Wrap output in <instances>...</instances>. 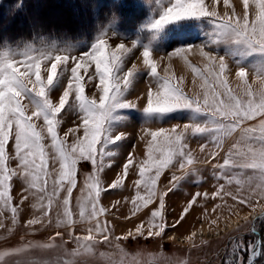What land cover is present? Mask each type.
Listing matches in <instances>:
<instances>
[{
    "label": "snow or ice",
    "instance_id": "6c2138e0",
    "mask_svg": "<svg viewBox=\"0 0 264 264\" xmlns=\"http://www.w3.org/2000/svg\"><path fill=\"white\" fill-rule=\"evenodd\" d=\"M251 2L255 6L252 19L249 18L250 0H243L242 17L236 14L234 8L231 15L225 12L221 16L216 10H209L205 0H167V6L161 8L159 17L148 27L159 31L174 22L193 17H210L217 27L213 43L242 45L249 51L264 54V0H251ZM224 3L226 7L230 6L228 0H224ZM106 35L107 33L98 36L91 49L80 55H72L73 51L69 47L58 48L55 44H44L39 48L28 47L16 54L0 53V207L10 209L12 222L15 224L18 206H13L11 192L14 190V182H19L22 190L21 203L27 200L24 193L29 190L42 194L39 198L44 209L43 218L29 219L26 221V226L31 227L36 224L44 226L45 219L51 222L49 212L53 208L54 200H57L63 191L66 195L56 205L57 215H62L63 222L67 225H73L75 221L72 219V196L77 187L79 167L80 174L86 173L84 188L88 190L86 197L77 200L79 217L81 221L95 220V227L87 229L88 235L72 237L69 233L76 244V247L70 251L65 245L54 243L15 246L0 254V259L4 256L11 258L6 264H15L16 260H19V264H98L95 252L98 243L112 245L113 256L116 258H110L107 264H139L135 259V253L130 254L119 243L121 239L127 240L129 237L135 239L133 233L129 231L125 237H115L116 243L113 245L110 226L98 219L107 211L98 206L102 193L117 189L123 184V179L117 175L106 188L102 187L100 174L104 171L105 157L115 155L113 151L108 150V146L126 138L123 132L112 134V125L122 120L119 116L120 110L136 107V104L127 99V95L133 88L138 73L135 63L125 68L130 53H133L136 47L135 43H132L131 48L119 42L111 47L105 39ZM193 47L198 48L201 56L208 61L205 67L211 76L209 79L200 72V76L205 81L202 98L199 95L195 98L190 97L183 91L179 86L183 78L177 83H172L170 78L159 76L152 52L147 48L142 52L147 73L157 85L156 91L149 88L147 92V104L142 110L146 116L161 117L175 110L189 109L208 117L207 123L203 126L199 123L185 124L180 132H177L179 125L174 126L170 132L175 135L166 134L168 130L164 128L150 132L152 139L147 149L148 159L139 168L138 175L141 180L134 182L137 186V195L132 200L135 211L147 208L153 201L158 202V206L150 212L149 221L151 228L157 230L155 232L149 230L147 238H163L167 228H175L183 221L195 202L196 197H193L176 223L167 225L163 222L165 198L174 190L182 177L173 175L169 181L173 187L167 191L158 192L156 186L163 171L170 166L178 163L179 168L183 170L187 165L194 163L191 153L185 151L187 148L185 133L189 128L193 136L211 133L215 137L217 147L222 146L223 137L233 134L238 136L237 142L229 149L223 164L219 167L249 171L240 178L230 175L224 177L227 183L231 184L235 181L239 186L236 195L232 193L226 195L232 196L239 205L251 207L253 211L256 207H260V216H264V68L254 69L261 85L260 90L255 92L247 79L248 68L237 66L235 76L242 84V96H238L233 93L226 79L229 66L224 56L218 57V71H214L212 69L216 66L217 57L211 52L204 51L205 46L179 47L168 55L180 56L190 52ZM17 56L23 59L17 60ZM42 63L46 79L42 76ZM18 64L23 65L22 71L17 67ZM92 65L94 69L89 71ZM191 67L193 73H197V68ZM62 73L67 74L66 86L64 80H61ZM88 85H91L93 93L99 89L98 100L86 94ZM54 88L57 91L62 89L57 102H53L50 98ZM25 100L28 104L24 103ZM29 105L33 109L30 115L27 112ZM70 105L78 113L80 124L69 127L61 137L58 131L63 123L61 114ZM34 118L37 121L42 119L50 145H45V137L41 134L42 130H37ZM245 122L250 123L242 126ZM81 127L83 136L77 135ZM70 134L75 137L71 145L67 140ZM158 137H163L162 142H158ZM47 147L54 150L55 154L51 157L53 164L59 162V170L52 179L51 190H49V178L52 173L49 172L50 157L46 151ZM203 147H201L202 151ZM212 155L214 158L215 154ZM13 161L17 162L15 168L10 166ZM85 164L88 165L86 169L83 167ZM132 165L133 156L130 152L123 164L125 179ZM108 167L111 168L112 165L109 164ZM146 172L153 173L149 175L148 180L143 179ZM142 182L147 186V196L139 193ZM223 190L224 185L221 184L217 192L213 193V197ZM199 195L198 193L197 196ZM45 198L46 205L43 204ZM212 223L214 224L215 221ZM60 224L58 220L57 226ZM142 226L143 222L136 229L138 236L144 235ZM55 236H61V233L57 232ZM96 236L102 239L97 241ZM188 239L191 240L192 237L189 236ZM162 247L158 245V248L162 249ZM260 254L259 249L251 250L250 258L254 260ZM129 255H132L131 260L127 258ZM65 256L73 259L65 260L63 259ZM157 264H176V261L163 258L158 260Z\"/></svg>",
    "mask_w": 264,
    "mask_h": 264
},
{
    "label": "rangeland",
    "instance_id": "374dc122",
    "mask_svg": "<svg viewBox=\"0 0 264 264\" xmlns=\"http://www.w3.org/2000/svg\"><path fill=\"white\" fill-rule=\"evenodd\" d=\"M81 1L88 10L91 7H96L93 11L94 15L91 16L84 9L82 17L85 23L90 20L94 21L95 31L91 39L67 40L53 36L50 31L42 29L43 27L54 28L64 25L63 23L68 19L69 7L68 3L60 5L53 0H35L36 3L31 7L29 19L16 24L25 29V34L17 39L0 41V53L12 52L16 54L28 47L39 48L44 44H55L58 48L69 47L73 51L72 55H80L87 53L97 37L104 33H107L105 39L108 40L111 47L119 42L131 48L132 43H135L136 47L133 49V53H130L125 68L131 67L132 63L137 65L138 73L135 77L134 86L127 95V99L136 104V107L120 110L119 116L122 117V120L116 121L112 125V134L123 132L126 138L108 146V150L113 151L115 155L105 157L104 171L100 174L101 186L105 188L117 175L123 179L121 187L102 193L98 204L99 207L107 210L98 219L110 226L112 244L116 243L115 237H125L131 231L133 237L136 238L121 239L119 243L130 254L135 253V259L139 261V264H157V261L163 258L172 259L176 261V264H189V261L191 264H264V216H260L261 208L256 207L253 211L251 207L239 205L232 199V196L226 195V193L236 195L239 186L235 181L231 184L227 183L224 177L230 175L234 178H240L249 170L221 169L219 167L223 164L229 149L237 142L238 136L236 134L223 137L222 146L217 147L215 137L211 133L193 136L191 128L185 133V143L187 144L185 151L191 153L194 163L187 165L183 170L176 163L161 174L156 186L158 192L167 191L173 187L169 183L173 175L182 177L174 190L169 192L165 198L166 209L163 222L167 225L176 223L184 209L188 208L193 197L196 199L183 221L177 224L175 228L168 227L163 238H147L149 230L153 232L157 230L151 228L149 221L150 212L158 206V202L153 201L147 208H141L139 211H135L132 204V200L137 195V186L134 182L141 180L138 175L139 168L148 159L147 149L152 139L150 132L164 128L168 130L166 134L175 135L170 130L176 125H179L177 132H180L184 129L185 124L199 123L203 126L208 120L207 116L194 113L189 109L175 110L161 117H149L142 112L147 104L149 88H152L153 91L157 90L156 83L148 75V70L143 64V50L147 48L152 52V58L157 64L159 76L170 78L172 83H177L180 78H183L179 86L188 96L193 98L197 95L202 98L205 91V81L200 76V72L211 79L205 67L208 65V61L201 56L196 47L180 56L170 57L168 54L174 49L190 45L205 46L204 51L211 52L213 56L217 57L216 66L212 69L214 71H218V57L224 56L229 66L226 79L233 93L238 96H242V84L235 76L237 66L248 68V82L252 84L253 91L258 92L261 85L254 69L264 68V54L249 51L242 45H230L225 42L213 43L217 27L210 17H193L166 25L159 31L151 30L148 25L159 17L161 8L167 6V0H162V2L161 0H130L141 5L142 11L146 15L143 22L136 27L122 25L119 16L101 17L100 13L102 12H98L101 4L94 5L96 0ZM205 3L209 10L214 9L221 16L225 12L231 15L233 8L238 16H243V0H228L230 5L228 7L225 6L224 0H205ZM249 13V18L252 19L255 6L251 0ZM2 26L11 28V31L15 30V24L12 25L10 22L0 24V28ZM33 28H36V34H27ZM16 59L22 60L23 58L17 56ZM190 65L197 68V73H193ZM17 67L21 71L23 70L22 64H18ZM93 69L94 65L89 68V71ZM41 71L42 76L46 79L43 63ZM66 75V73L61 74L64 86L67 85ZM87 87L88 92L86 94L90 98L94 97L98 100L99 89L93 93L91 85ZM61 91L54 88L50 93L53 102L58 101ZM24 103L28 104V101L25 100ZM32 110V106L29 105L27 109L29 115ZM61 115L63 116V123L58 131L63 137L69 127L80 124V121L77 118L78 113L71 105ZM34 123L37 125V130H42L41 134L45 137V145H50L51 142L47 137L46 128L43 127L42 119L37 121L34 118ZM248 123L250 122H245V125L242 126H246ZM209 126L211 127V125ZM77 135L83 136L82 127ZM74 139L75 137L70 134L67 137L68 144L71 145ZM162 140L163 137H158V142H162ZM202 146H204L203 151L201 150ZM46 151L50 157L49 172L52 173V176L49 178V190H51V182L59 170V162L53 164L51 157L55 153L51 147H47ZM130 152L133 156V165L125 179L123 164ZM212 154H215L214 158ZM16 163L13 161L10 166L15 168ZM109 164L112 165L111 168L108 167ZM144 166L147 167V165ZM83 167L86 169L88 165L85 164ZM77 171V187L72 196V219L75 223L70 226L63 222L64 217L62 215H57L56 205L66 195L63 191L59 198L53 202V208L49 212L50 223L45 219L44 226L40 224L31 227L26 226V221L29 219L43 218L44 209L39 198L42 194L36 193L35 190H29L24 193L27 200L21 203L22 190L19 182H14V190L11 192V196L13 206H18L17 221L13 224L10 209L0 207V254L15 246H37L52 243L65 245L66 249L70 251L76 247V244L69 233L72 234V237L88 235L87 229L95 227V220L91 222L80 220L77 200L86 197L88 190L84 188L86 173L80 174L81 169L79 167ZM152 174L146 172L143 179L148 180L149 175ZM221 184L224 185L223 192L213 197V193L217 192ZM147 192V186L142 182L139 186V193L142 196H147ZM198 193L199 196H197ZM117 201H119L118 204ZM43 204H47L46 198ZM236 219H239L238 223L235 222ZM58 220L61 222L60 226H57ZM213 221H215L214 224ZM142 222L141 230L144 235L138 236L136 229L141 226ZM57 232L61 233V236H55ZM257 234H259V240H257ZM189 236L192 237L191 240L188 239ZM101 239L102 237L96 236L97 241ZM158 245H162V249L158 248ZM138 249L141 251H137ZM255 249H259L261 254L253 260L250 258V251ZM95 252L98 264H107L110 258H116L113 256L112 245L98 243L95 246ZM101 253H105V255H100ZM166 254H168L167 257ZM127 258L131 260L132 255ZM10 259L9 256H4L3 259H0V264H6ZM63 259L72 260L73 258L65 256ZM15 264H19V260H16Z\"/></svg>",
    "mask_w": 264,
    "mask_h": 264
},
{
    "label": "trees",
    "instance_id": "16d2710c",
    "mask_svg": "<svg viewBox=\"0 0 264 264\" xmlns=\"http://www.w3.org/2000/svg\"><path fill=\"white\" fill-rule=\"evenodd\" d=\"M47 1V0H46ZM50 1V0H49ZM53 2L66 5L68 3V22L54 28H42L50 31L53 36H57L67 40H84L94 35V21L85 23L83 21V11L86 9L88 14L94 15V7L89 10L84 6L81 0H53ZM35 0H2L0 1V24L10 22L15 24V30L2 26L0 29V41L6 39H17L25 34V29L20 28L16 24L20 21L28 20L30 17L31 7L35 5ZM98 12L101 17L119 16L121 24L128 27H136L145 19V13L142 6L130 0H96L94 5H100ZM85 10V11H86ZM70 17V18H69ZM17 26V27H16ZM27 34H36V28L29 30Z\"/></svg>",
    "mask_w": 264,
    "mask_h": 264
},
{
    "label": "bare ground",
    "instance_id": "6f19581e",
    "mask_svg": "<svg viewBox=\"0 0 264 264\" xmlns=\"http://www.w3.org/2000/svg\"><path fill=\"white\" fill-rule=\"evenodd\" d=\"M235 222L238 223L239 222V219H236ZM257 247H258V245H257Z\"/></svg>",
    "mask_w": 264,
    "mask_h": 264
},
{
    "label": "water",
    "instance_id": "95a60500",
    "mask_svg": "<svg viewBox=\"0 0 264 264\" xmlns=\"http://www.w3.org/2000/svg\"><path fill=\"white\" fill-rule=\"evenodd\" d=\"M257 236H258V239L257 240H259V234H257ZM257 244H258V241H257Z\"/></svg>",
    "mask_w": 264,
    "mask_h": 264
}]
</instances>
